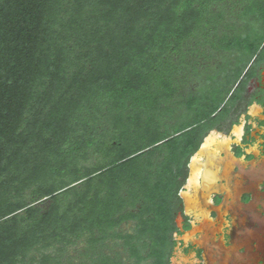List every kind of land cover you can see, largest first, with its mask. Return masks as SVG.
<instances>
[{
    "label": "trees",
    "instance_id": "trees-1",
    "mask_svg": "<svg viewBox=\"0 0 264 264\" xmlns=\"http://www.w3.org/2000/svg\"><path fill=\"white\" fill-rule=\"evenodd\" d=\"M263 47L264 0H0V264H166L170 137Z\"/></svg>",
    "mask_w": 264,
    "mask_h": 264
},
{
    "label": "flooded vegetation",
    "instance_id": "flooded-vegetation-1",
    "mask_svg": "<svg viewBox=\"0 0 264 264\" xmlns=\"http://www.w3.org/2000/svg\"><path fill=\"white\" fill-rule=\"evenodd\" d=\"M186 134L166 264H264V53Z\"/></svg>",
    "mask_w": 264,
    "mask_h": 264
},
{
    "label": "rangeland",
    "instance_id": "rangeland-1",
    "mask_svg": "<svg viewBox=\"0 0 264 264\" xmlns=\"http://www.w3.org/2000/svg\"><path fill=\"white\" fill-rule=\"evenodd\" d=\"M220 57L221 56H215L214 58L212 59H207L205 56H202V57H199V61H200V71H208L207 68H210V69H213L214 67H216L219 63H220ZM208 72H211V71H208ZM204 76H205V73H204ZM203 76V77H204ZM201 86V82H197L196 84H190V88L192 90H196L197 88H199ZM187 91V89L185 90V92ZM176 115V114H175ZM178 118H180L178 116ZM174 123V122H173ZM177 123V122H176ZM172 124V122H171ZM179 125H181V122L178 123ZM177 124V125H178ZM176 125V126H177ZM177 157L178 159H180L181 156H175L174 160L177 161ZM134 229H135V223L133 222H130V223H126L122 226L121 230L123 232V234H133L134 233ZM116 243H119V244H122L123 241L122 240H117V241H112L111 242V245L114 246L116 245ZM116 251H120V252H123L122 248L121 247H117L116 248ZM125 259L128 258V255L125 254ZM127 261V260H126Z\"/></svg>",
    "mask_w": 264,
    "mask_h": 264
}]
</instances>
